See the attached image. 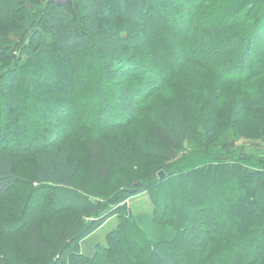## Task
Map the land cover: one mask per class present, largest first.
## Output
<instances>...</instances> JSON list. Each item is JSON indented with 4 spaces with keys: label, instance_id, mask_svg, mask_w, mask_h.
Returning <instances> with one entry per match:
<instances>
[{
    "label": "trees",
    "instance_id": "16d2710c",
    "mask_svg": "<svg viewBox=\"0 0 264 264\" xmlns=\"http://www.w3.org/2000/svg\"><path fill=\"white\" fill-rule=\"evenodd\" d=\"M32 1L0 0V95L4 97L0 100V113L5 117L8 115V118L11 113L20 112L21 103L11 97L20 90L24 82L33 85L41 80L46 85L45 82L49 81L50 76L39 69L42 63L39 56L49 54L57 59L60 54L70 51L85 54L90 58V62L84 70L83 67L79 68L81 65L77 64V68H73L69 64L67 86L57 87L55 90L54 98L60 102V107L56 110L58 116L64 117L60 112L69 110L76 112L77 116V108L80 106L73 99L76 97L73 86L84 82V86L80 87L87 89L86 86L97 74L96 92L94 91L91 99L85 96L86 101L93 99L95 102L96 119L106 122V131L112 130L109 127L112 124L128 126L129 118H137L141 114L147 104L145 100L148 101L155 95L160 96L171 77L188 61V58L180 60L178 65L171 68L174 66L171 61L173 58L162 60L161 56L157 57L155 50L148 47L154 27L158 28V32L162 31L164 37L174 39V42L176 40V47L180 41L184 42L186 46L181 48V52L191 55L192 58L195 57L192 55L194 47L199 46L206 52L209 47L205 48V41L212 39V36L205 39L203 35H199L202 28L193 21L199 18V11L213 0H198V3L197 0H72L78 6L76 17L67 12L64 4L45 0L46 6L25 44L24 51L16 61H12V56L7 51L10 46L3 44L7 30H13L17 35L24 33ZM259 1L261 0H224L225 5L220 10H215L218 18L220 15H223V19L231 16L229 22L220 19L215 27L217 34L222 31L232 33L230 39L221 40L227 43L228 48L221 46L218 55L211 56L217 57L216 61H225L218 62L222 66L212 68L217 70L215 79L203 83L204 89L193 87L199 90L196 92L199 104L192 105L193 112H189L185 107L186 112L171 104H167L164 109H156V114L163 118L153 123L151 139L160 152L151 146L150 154L155 153L158 156V153H161L164 156L169 151L181 153L186 143L198 149L195 151L200 152L199 158L205 159L211 151L217 152L227 142V139L219 138L220 132H228V139L252 140L264 136V91H249L248 87L249 82L264 74V51H256L257 45L264 49V4L260 16L253 20L250 18ZM111 8L116 9L115 18L109 14ZM191 13L193 15L190 17ZM108 16L109 21L104 24L103 20ZM211 18L213 19V16ZM113 25L118 26L115 34L111 29ZM105 28L113 32V43L117 46L107 47L109 44L106 45V41H99L105 35ZM193 38L199 43H195ZM175 54L171 56L174 57ZM21 55H25L30 60L29 63H35L34 70L29 68L31 75L19 67ZM226 55H230L228 60L225 59ZM5 56H8L11 62L4 59ZM159 60L168 66L159 68ZM82 66H85V62ZM60 68L62 69V64ZM224 69L232 71L233 77H225ZM35 74L40 76L36 78ZM103 76L104 79L110 80L122 79L119 92L104 84ZM81 89H78V93L91 94H84ZM139 93L142 94L143 100L135 102L131 99L132 94L139 97ZM87 104L85 102L84 107L91 110L93 106ZM250 121H253V124H249ZM1 123L3 127L8 126L7 119ZM245 126L253 131L252 136H237V130ZM52 127L56 133L62 132L56 129L58 117L51 125V133L54 132ZM29 141L31 150L28 153H34L36 161V169L31 177L19 175L14 167L15 161L11 152L9 149L3 151L4 147L0 146V198L25 184L45 186L53 190L48 205L54 215L51 213L52 217H48L47 232L35 224H30L23 246L38 264H181L184 259L178 254H168L159 248L160 245L167 248L176 244L183 249L180 252L184 251V254L193 257V261H189L187 257L189 262L186 264H210L212 258H217V264H225L214 254L216 250L209 249V246L220 242L222 246L218 251H221L226 249L229 242L232 248H237V245H240L238 241L241 240H244V250L240 264H264V168H248L240 162L241 158H244L241 155L229 153L227 159L219 158L203 165L192 164L191 159L187 158L185 162L189 168H181L180 171H174L170 168L171 165L167 166L171 171L170 175L173 174L172 181L177 183L170 188L171 198L178 203L173 204L168 197L165 204L159 202L158 192L153 193L157 183L152 188L136 184L135 189L124 188L109 196L110 206L103 207L104 204H99L96 200V197H99L98 191L85 195L82 193L85 190L77 187L81 162L69 160L68 152L52 143L55 140L45 143L39 137ZM87 148L88 165H96L90 172L92 181L97 177L105 178L109 174V166L101 159L104 153L101 141L97 139L89 142ZM17 152L22 150L17 149ZM159 179L163 182L165 177ZM157 180L154 182L159 181ZM144 191L152 202L151 212L146 214L143 209L136 213L131 209V200L138 198ZM245 191L251 194L250 197H246ZM182 192L183 195L179 199L178 194ZM215 193L225 201L217 199ZM87 195L92 197L94 202L90 201ZM251 198L255 205L252 215L247 219L244 211L246 207L242 204L244 200L249 204ZM102 199L108 200L105 197ZM197 204L200 205L196 209ZM103 208L105 209L102 210ZM188 215L195 216L192 217L193 222L184 227L189 232H194L190 241L181 234L182 222H186ZM111 217H118L120 222L107 234V246H95L96 249L91 255L84 254L80 246L82 241L91 236L98 225L100 227ZM26 220L23 223L22 219H17L2 224L1 229L6 233L3 235L5 239L12 240L13 237H8L10 235L16 237L19 234L17 231H22L29 221ZM208 225L212 226L211 237L204 228ZM163 226H167L168 230L165 231ZM145 231L146 239L143 237ZM230 239L238 244H234ZM103 250H108L102 253L106 256H102ZM144 252L148 253L143 256ZM103 258L108 262L102 260ZM0 264H8L1 255Z\"/></svg>",
    "mask_w": 264,
    "mask_h": 264
},
{
    "label": "rangeland",
    "instance_id": "374dc122",
    "mask_svg": "<svg viewBox=\"0 0 264 264\" xmlns=\"http://www.w3.org/2000/svg\"><path fill=\"white\" fill-rule=\"evenodd\" d=\"M57 1H59L58 3L60 4L67 3L65 5V9L70 15L74 17L78 15V6L73 2H70V0L66 3H64L65 0ZM182 1L185 2L187 0ZM182 1H180V3H183ZM223 1L224 0L211 1V3L207 4L203 10L199 11V18H196L193 21L195 24L202 28L201 32L198 33L199 35H203L205 39L212 36V39L209 38L207 39L208 41H205V48L209 47L206 52L199 46L194 47V53H192V55L195 57L193 58L191 57V55H187L184 52H181V48L186 46L184 42L180 41L181 43L179 42L178 47H176V40L174 42V39L171 40L168 39V37H164L163 32H158V28L154 27V32L152 38L150 37L149 39L148 47H150V49L152 50H155V54H157V57L161 56L162 58L160 59L162 60H170L173 58L171 61H173L174 66H171V68L175 67L176 64L178 65V61L180 62V60L188 58V61L187 64L185 63L183 65L182 69L178 71V73H175L171 77L160 96L155 95L148 101L145 100L147 104L144 105L141 114H139L137 118H135V116L129 118L127 121L128 126L120 127V124H117L116 126L115 124H112L109 125L112 130L106 131L104 129V125H106V122H102L96 119L97 109H95V102L92 99V105V101H86L85 96L90 99L92 98L93 93L96 90V83L98 82L97 74L88 84V86H86L87 89H81L80 87L84 86V82L73 86L74 94L76 95V97L73 99L75 100L77 105L80 106V108H77V116L76 112L72 110L60 112L64 116L62 118L61 116H58L56 110H58V108L60 107V102L56 101L54 98V95L56 94V88H63L67 86L69 79L68 76L70 75V65H72L73 68H77V66L75 65L78 64L81 65L79 66L80 69L81 67H83L82 70L87 69L90 58H88L83 53L70 51L68 53L60 54L57 59L49 54H43L42 56H39V59L42 61L39 69L43 71L44 74H48V76H50L49 81L47 80L48 82H45L46 85L43 84L41 80H38L37 84L34 83L33 85H31V83L24 82V84L20 87V90L18 92H15L11 97V99H13L14 101L21 103L20 112L14 114L11 113L9 118L8 115L7 117H5L3 113H0V146L4 147L2 149L3 151L9 149V151L11 152L10 154L13 156V160L15 161L14 167L17 173L19 175L31 177V174L36 169V161H34L33 157L34 153H28L31 150V146L29 145L30 139H39L40 137L41 140H43V142L45 143H49L50 141L55 140L52 143H55V145H59V148L66 150L69 154V160L82 163L77 177V187L80 190H85L84 192H82L85 195L87 193L94 194L98 191L97 196L99 197H96V200H98L97 202H99V204L103 203V207L110 206L109 196L122 191V189L124 188L135 189L137 188L135 187L136 184L152 188L156 183L157 185L155 186L153 193L157 191V200L165 204L167 197L171 202L173 201L170 194V188L171 186H176L177 184L172 181L173 178H171V176L173 174L170 175L171 171L168 170L167 166L171 165L170 168H172L174 171L176 169H179L178 171H180L181 168L185 170L189 168L187 163L185 162L187 158L191 159L192 164L201 165H203L205 162H213L215 161V159L219 158L224 160L229 157V153L233 154V152L236 151L238 147H241L244 151L247 150V152L253 156L252 150L246 147H251L250 145H252L253 142L257 143V141L260 140L264 145V136L258 139L253 138L252 140L238 137V139H228L229 133L224 131L219 133V138L225 140L227 139V142H225L226 144L224 143V145L217 152L211 151V154L209 156H206L205 159L199 158L201 154L200 152H196L198 151V149L192 147V144L186 143L185 148L183 151H181V153L169 151L166 152L164 156H162L161 153H158V156L155 153H149V149H152L151 146L154 147L155 151L160 152V149L158 150V147L152 142L151 139L153 123L157 120L159 122V120L163 118V116L156 114V109H164L167 104H171L176 108H181L182 110H185L184 108L186 107V110H189V112H193L191 111L192 105L194 103L197 105L199 104L196 95V92L199 90L193 89V87L197 86L198 89H204L202 85L203 83H208V81L215 79L214 74L217 70H214L212 68H216V66H222L221 64H218V62L225 61H216L217 57L211 58V56L213 55H218L217 53L221 46L228 48L227 43L221 40H228L232 37V33L230 34L226 31H222L220 34H217L215 29L217 22L220 19L229 22L231 18V16H228L223 19V15H220L219 18L217 17L218 15L216 14L215 10H220V8L225 5ZM196 3H198V0ZM263 4L264 0H261L257 3V7L254 9V12L250 16L252 20L257 19L260 16ZM45 6V0L32 1L31 5H29L30 17L24 33L21 32L19 33V35H17L13 30H7L8 34L3 44L4 46L6 44L10 46L9 48H7V51H9V55L11 54L12 61H16L19 57V54L24 51V48L26 47L25 44H27V40L32 34L33 28H35V24L39 20ZM110 11L109 14H111L113 18H115L116 9L111 8ZM192 15L193 13L190 14V17ZM211 16H213V19L211 18ZM214 16H216L217 18H214ZM109 18L110 17L108 16L107 19L105 18L103 20L104 24L108 23ZM222 23L223 22L221 21V24ZM116 26L117 25H113L111 27V29L114 30V34L116 33L115 30H118V26ZM105 29V35L100 38L99 41L101 43L103 41H106V45L109 44L107 47L111 46L112 48L114 45L117 46L115 43H113V32L108 28ZM178 36L179 35H177V37ZM193 41L195 43H199L196 38H193ZM256 48L257 52L264 51V49L260 45H257ZM174 53H176L174 57L171 56ZM139 55L141 56L142 53ZM229 57L230 55H226L225 59L228 60ZM4 59L11 62L8 56H5ZM19 60V67H22L26 74L31 75L29 68L31 70H34V67L36 66L35 63H29L30 60L25 55H21V58ZM55 61H57L59 64H57ZM84 62L85 66H82ZM159 62L160 63L158 66L161 69L168 66V64H164L160 60ZM60 64H62V69L60 68ZM224 71H226L224 75L225 77H233L231 76L232 71H227L225 69L223 70V72ZM35 76L36 78H38L40 75L35 74ZM104 77L105 76L102 77L104 84L108 85L112 90H116L117 92H119L122 79L113 78L110 80L108 78L104 79ZM112 82L115 85H113ZM4 87L5 86H2L3 89L7 90ZM248 87L249 91H264V74L262 77L259 76L253 79V82H249ZM78 89H81V92H83L84 94H91L82 95L78 93ZM122 96L124 98V95L121 94V97ZM138 96L139 97H135V95L132 94L131 99L135 102H140L141 99L143 100V97H141L142 94L139 93ZM57 97H59V94H57ZM127 97L129 96L127 95ZM81 98L88 103V106H93V108H91L90 110L88 107H84L85 102ZM1 99L3 100L4 97L0 95V100ZM237 101L240 100L237 99ZM1 110L2 109H0V112ZM145 111H147L146 114ZM56 115L58 117V127H56V129L57 131L60 129L62 131L61 133H59V131L58 133H56L55 128L53 127L52 130L54 132H50L51 125L57 119ZM6 119L8 120V126L3 127L1 122H5ZM114 119H116L115 116ZM249 124H253V121H250ZM252 132L250 131L248 126H245L241 130H237L236 135L242 137H251ZM22 138H25L26 140ZM97 139L101 141L104 151L101 159H103V161L108 164L109 174L105 178L97 177L94 181H92L90 172L96 167V165H88L87 163L86 158L87 154H89L87 144L89 142H94ZM228 140H230V142H228ZM261 147L264 148V146ZM17 149L22 150V152H17ZM240 162L250 169H258L259 167L264 168V158L258 160V157H256L255 159H253V161H251L244 157L241 158ZM160 172L164 173L165 180L163 182L162 179H159L158 177V174ZM155 180H157L158 182H154ZM197 187L199 188V186ZM52 191L53 190L49 189L48 187L46 188L45 186L35 187L33 184L30 186L28 184H25L23 186L17 187L15 190L9 192L8 195H3L0 198V255L5 258L8 264H38L28 254L23 246L27 237V228L32 224L37 225L41 228V230L47 232L48 217L51 213L52 215H54V212H52L51 207H49L48 205V201L51 200L49 198H51L50 195ZM238 193L241 192L238 191ZM182 195L183 192L178 194L179 199L182 197ZM215 195L221 202L225 201L224 198L218 196V193H215ZM245 195L246 197H250L251 194L248 191H245ZM199 196L203 198L202 194H200ZM86 197L90 199L92 198L88 195ZM104 197L108 200L102 199ZM252 200L253 199L251 198L249 204H247L245 200L244 203L242 202V205L246 207L244 211L246 213L247 219L253 213L252 211L255 202L252 203ZM90 201H93V199ZM131 201H133L132 203H130V205L133 204L131 209H133L134 212L137 213L139 210L142 211L143 209L145 210L144 212L146 214L151 212L153 205L152 202L148 199L145 191L142 192V195H139L138 198H135ZM174 203L178 202L174 200L173 204ZM199 205L200 204H197L196 209L199 207ZM104 209L105 208H103L102 210ZM238 211H240V208H238ZM52 215L50 217H52ZM192 217L195 218L194 215H188V217H186V222H182L181 226V234L188 241H190V238L191 236H193L194 232H189L188 229L186 230L184 227L187 224L193 222ZM17 219H22L21 223H23V221H27L26 219H28L29 221L26 223L22 231H17V233L19 234L16 237L10 235L8 237H13L12 240L5 239V236L3 235H5L6 233L2 231L1 225L9 223L10 221H15ZM119 222L120 221L118 217H111L110 220L103 223L100 227H98V225L96 227V230H94L95 232L80 244V246H82V252L86 255H91L96 249L95 246L101 245L105 248L107 246L105 243L107 234L110 233V230L115 228L116 224H118ZM263 222L264 221H262V223ZM211 227H209V225L207 227H204L205 230L209 233V237H211L213 233L211 231ZM154 228L158 230L161 229L159 227ZM167 228V226H163V229H165V231L168 230ZM129 236L131 237L130 231ZM146 236L147 232L145 231L143 233V237L146 239ZM230 241L234 244H238L239 242L240 245H237V248H232L229 242L226 246V249L218 251L222 244H220V242L215 243L214 241H212L214 243L209 246V249H215L216 251L214 252V254L223 262H225V264H240L243 257L242 253L244 247L242 246V244L244 240L236 242L230 239ZM146 242L148 244L147 240ZM216 246H218V248ZM159 248L165 250V252H167L168 254H178L180 258H182V260L184 259L181 264H186L189 261H193V257L191 258V256L184 254V251L180 252L183 249L177 244L175 246H167V248L164 245H160ZM105 251L108 250H103L101 254ZM147 253L148 252H144L142 255L144 256ZM102 256L106 255L102 254ZM187 257H189V261L187 260ZM102 260L108 262L106 258H103ZM210 264H217V258H212Z\"/></svg>",
    "mask_w": 264,
    "mask_h": 264
},
{
    "label": "crops",
    "instance_id": "0c3cea01",
    "mask_svg": "<svg viewBox=\"0 0 264 264\" xmlns=\"http://www.w3.org/2000/svg\"><path fill=\"white\" fill-rule=\"evenodd\" d=\"M54 1L59 2L57 0H54ZM67 1H69V0H65L64 3H66ZM70 2H73V1L70 0ZM66 4H64V5H66ZM250 146L251 147L247 146L246 148L252 150L253 156L251 154H249L247 152V150L244 151L241 147H238V149L236 151H234L233 154L236 155V156H238V155H241L242 157L244 156L246 159L251 160V161H253V159H255L256 157H258V160L264 158V148L261 147V146H264V145H263V142L261 140L257 141V143L253 142V144L250 145ZM255 146H256V148H255Z\"/></svg>",
    "mask_w": 264,
    "mask_h": 264
},
{
    "label": "water",
    "instance_id": "95a60500",
    "mask_svg": "<svg viewBox=\"0 0 264 264\" xmlns=\"http://www.w3.org/2000/svg\"><path fill=\"white\" fill-rule=\"evenodd\" d=\"M158 177H159V178H163V177H164V173L160 172V173L158 174ZM91 200H92V199H91Z\"/></svg>",
    "mask_w": 264,
    "mask_h": 264
}]
</instances>
